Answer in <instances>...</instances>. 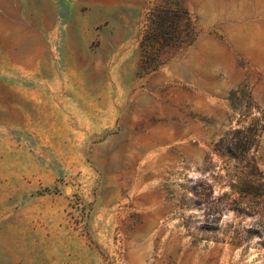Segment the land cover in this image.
<instances>
[{"label":"rangeland","instance_id":"1","mask_svg":"<svg viewBox=\"0 0 264 264\" xmlns=\"http://www.w3.org/2000/svg\"><path fill=\"white\" fill-rule=\"evenodd\" d=\"M263 116L264 0H0V264H264Z\"/></svg>","mask_w":264,"mask_h":264},{"label":"trees","instance_id":"2","mask_svg":"<svg viewBox=\"0 0 264 264\" xmlns=\"http://www.w3.org/2000/svg\"><path fill=\"white\" fill-rule=\"evenodd\" d=\"M263 128L264 116L254 117L246 124L239 121L236 127L227 130L214 143L215 152L220 157L235 162L243 174L232 183V188L241 199L249 200L246 209L250 213L262 217H264V171L260 167L257 152Z\"/></svg>","mask_w":264,"mask_h":264},{"label":"crops","instance_id":"3","mask_svg":"<svg viewBox=\"0 0 264 264\" xmlns=\"http://www.w3.org/2000/svg\"><path fill=\"white\" fill-rule=\"evenodd\" d=\"M23 26V22L16 24L14 27H11L10 24H7V32L9 35H27V30Z\"/></svg>","mask_w":264,"mask_h":264}]
</instances>
